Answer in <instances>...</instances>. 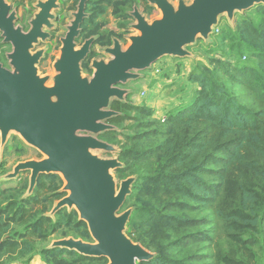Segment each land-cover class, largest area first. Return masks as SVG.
<instances>
[{"label": "trees", "instance_id": "16d2710c", "mask_svg": "<svg viewBox=\"0 0 264 264\" xmlns=\"http://www.w3.org/2000/svg\"><path fill=\"white\" fill-rule=\"evenodd\" d=\"M136 1L88 0L89 17L82 25L80 40L100 34L105 23L101 17L109 7L118 17L132 18L123 5ZM142 2L152 13L154 7L147 0ZM242 25L254 63L219 62L215 69L193 67L189 79L198 84L193 102L173 109L163 119L146 122L153 128L145 126L139 134L124 136V141L118 142L117 156L124 166L115 170L116 175L120 179L137 177L124 204L134 206L126 233L156 254L138 264H197L207 258L212 260L208 264L255 263L247 237L264 221V18L258 26L249 19ZM107 42L111 43L110 37ZM84 69L92 72L89 64ZM128 101L112 102L111 108L121 113L110 120L117 129L104 132L101 139L118 140L120 125L126 119L120 108ZM56 175L42 174L33 194L23 199L36 207L23 208L19 216L0 211V259L19 248L10 232L14 224L29 229L26 237L51 229L52 217L45 215L48 202L67 195L55 188ZM42 193L50 195L43 197ZM40 203H44L43 209L38 208ZM75 210H68L64 226L76 238L91 239L87 223ZM205 225L210 226L208 235L201 230ZM205 237L210 241L206 249L212 251L200 255L196 247H203ZM49 251L68 252L79 256V261L108 260L59 247Z\"/></svg>", "mask_w": 264, "mask_h": 264}, {"label": "water", "instance_id": "95a60500", "mask_svg": "<svg viewBox=\"0 0 264 264\" xmlns=\"http://www.w3.org/2000/svg\"><path fill=\"white\" fill-rule=\"evenodd\" d=\"M161 17L150 21L137 6L130 12L139 33L104 48L110 59L91 62L92 76H84L82 63L90 56L98 36L93 35L78 46L82 25L89 17L88 0H79L74 19L68 25L54 75H41L39 65L46 49L36 46L51 38L46 30L54 27L55 10L60 0H39V11L25 31L18 25L17 11L7 0H0V32L3 43L10 44L9 66L0 61V137L5 147L11 132L18 133L45 157L20 161L3 176V180L30 171L28 194H33L42 174H61L66 181L61 198L49 216L63 208H75L88 225L95 242L64 238L52 248H65L90 257L108 258V264H138L152 260L156 254L126 233L134 209L119 213L132 193L136 176L121 181L118 187L112 170L123 167L118 157L104 158L98 152L117 153L111 143L100 138L117 126L110 123L121 113L111 108L114 100L127 101L133 92L125 86L142 77L140 71L165 56H192L188 46L199 36L205 39L214 32L222 14L230 19L264 5V0H148ZM51 82V83H50Z\"/></svg>", "mask_w": 264, "mask_h": 264}, {"label": "rangeland", "instance_id": "374dc122", "mask_svg": "<svg viewBox=\"0 0 264 264\" xmlns=\"http://www.w3.org/2000/svg\"><path fill=\"white\" fill-rule=\"evenodd\" d=\"M38 1L39 0H7V2L13 6V9L17 11L18 19L16 23L22 26L25 31L30 29V21L39 11V9L36 7ZM171 1L178 3V0ZM191 1L192 0H186L187 3H190ZM78 3L79 0H61V9L55 10L56 19L53 20L54 27L52 29L46 28V30L51 33V38H48L45 42L41 41V43L36 46V49L41 47L46 49L45 55L39 65V73L41 75L49 74L52 76L56 73L54 69V62L61 53V38L65 37L68 31L67 27L74 19L73 12L77 11ZM149 5L152 6L150 3ZM123 6V9L129 13L134 10L135 6H137L150 21L161 17L160 10L155 6H152L154 7V10L152 13H149L142 0H138L131 5L128 4ZM110 8L113 10L112 7ZM110 15L111 14L109 12L107 16L108 26L115 28V30L110 33H102L100 31V34L98 33L96 35L98 38H100L102 35V38L93 44L90 56L82 63L84 76L90 77L93 74V69H91L92 72L85 71L84 67L86 64H89V68H91L90 66L93 59H106L107 57H110V55L104 51L106 46L105 43H108L107 41H109V37L111 38V43H113V37H117L121 40L124 39L123 35L117 34L119 30L124 29V32H122L127 34L132 31L139 33L138 30L132 28V23L135 22L134 18L118 17L115 14H113L114 16ZM262 18H264V7L258 8L257 6L245 12H236L233 16V19H230L226 13L220 15L218 24L214 26V32L209 35V38L205 39L204 37L199 36L195 43L188 46V50L192 52V56L189 57L190 59L187 57V59L194 63L195 68L206 65L211 69H215L219 62L233 65H238L241 62L247 64L254 63L255 59L248 55L249 45L242 33V21L244 19H249L254 25L258 26ZM124 41L125 42L123 43H126V39ZM83 42L84 38L78 41V46H82ZM11 51L12 46L10 44L3 43V38L0 33V61L6 66H9L7 54ZM167 57L169 56H165L163 59L161 58L159 62L170 60L167 59ZM140 80L141 79L134 80L135 88L133 90L135 92L137 91L138 93L140 92ZM130 99H127L129 101L126 106L123 105L122 108H120L126 113V119L120 125L118 140L114 143L109 142L116 147L117 153L99 151L98 154L101 157H118L117 155L120 151V146L118 144L119 140L124 141V136H134L139 134L144 130L143 128L145 126L149 129L153 128L150 123L146 122L157 118L154 117L153 109L147 104V99L134 93H132V97ZM193 100L194 99H192L191 103ZM163 118L164 117L161 119ZM44 157L45 155L42 152L25 142V140L16 132L10 133L8 142L3 148H1L0 137V211H8L7 216H19L23 208L30 206L36 207L34 203L28 204V200H23L29 197L28 189L30 183V171H24L18 177L13 179L3 180L2 178L8 172L13 171V168L18 162L29 159L40 160ZM112 173L115 176L119 187L121 181L124 179H120L116 175L115 170H112ZM56 176L55 188H59L60 191H63L66 181L61 174H57ZM48 183L49 182L46 184ZM66 193L68 195L69 191H66ZM47 195H50V193H42L43 197ZM58 201L59 200L53 199L52 201L48 202L49 210L45 213V215L49 216L51 214L52 209ZM43 207L44 203H40L38 206L40 209H43ZM128 209H134V206L124 205L119 213H123ZM68 210L71 209L68 208L67 211L62 213V215L53 216L52 223L49 225V228L51 229L46 230L43 235L26 237L25 234L29 232V229L23 224H14L10 232L14 235V240L18 242L19 248L15 253L4 255L0 259V264H108L109 260L106 259H102L97 263H93L90 260L79 261V256H71L68 252L59 251L52 254L49 253V249L52 248L54 241L64 238H76V234L73 233L69 227L64 226L63 223ZM73 210H75V208H73ZM209 228L210 226L205 225L201 227V230L206 231L208 235L211 233L208 232ZM60 229L63 231H60ZM190 231L192 232V230ZM253 232L254 233H250L247 237L248 239L250 238V243L247 244V247H249L252 254L254 255V264H264V221H262L258 229ZM221 234L223 235V232H221ZM205 235L203 234L202 236ZM205 238L202 240L204 241V243H202L203 247H196L197 253L199 252L198 254H210L212 251V248L206 249V245L209 244L210 241L207 239L209 237L206 239ZM84 241L95 242L94 238ZM221 241L224 243L225 248H227L224 237L221 239ZM236 245L238 247L241 246L240 243H236ZM240 255L241 252L238 254V257H240ZM211 261L212 260L210 258H207L200 260L197 264H208V262Z\"/></svg>", "mask_w": 264, "mask_h": 264}, {"label": "crops", "instance_id": "0c3cea01", "mask_svg": "<svg viewBox=\"0 0 264 264\" xmlns=\"http://www.w3.org/2000/svg\"><path fill=\"white\" fill-rule=\"evenodd\" d=\"M59 3V9H61V0ZM109 12L113 15V10L110 7L104 17H101V20L103 19L105 22L101 29L102 33H110L115 30V28L108 26L107 16ZM123 30H119L117 34L123 35L124 39H122V43L125 42L124 40L126 39V43H123L125 48L129 44L128 36L135 32L132 31L127 34L123 33ZM112 44L113 43L106 44L105 47L111 46ZM106 59H110V57H107ZM167 59L170 60L162 61L163 63L158 60L152 64L150 69L140 71L142 77L139 78L141 79L139 93L133 90L135 88L134 81H130L125 86L134 94H138L140 97H145L147 99V104L153 109L154 117L157 119L164 117L173 109L181 105L190 104L198 89V84L189 79V75L194 67V63L189 60L190 58L167 57ZM142 91H145L144 96H141L140 94ZM131 97L132 94L128 95L127 99H130Z\"/></svg>", "mask_w": 264, "mask_h": 264}, {"label": "built area", "instance_id": "2783aa9c", "mask_svg": "<svg viewBox=\"0 0 264 264\" xmlns=\"http://www.w3.org/2000/svg\"><path fill=\"white\" fill-rule=\"evenodd\" d=\"M140 94H141V96H144L145 95V91H142Z\"/></svg>", "mask_w": 264, "mask_h": 264}, {"label": "bare ground", "instance_id": "6f19581e", "mask_svg": "<svg viewBox=\"0 0 264 264\" xmlns=\"http://www.w3.org/2000/svg\"><path fill=\"white\" fill-rule=\"evenodd\" d=\"M50 44V43H49Z\"/></svg>", "mask_w": 264, "mask_h": 264}]
</instances>
